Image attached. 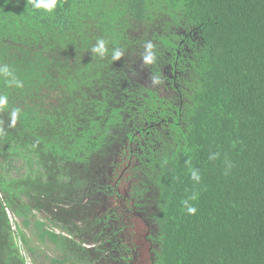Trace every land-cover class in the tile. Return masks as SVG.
<instances>
[{
  "label": "trees",
  "instance_id": "1",
  "mask_svg": "<svg viewBox=\"0 0 264 264\" xmlns=\"http://www.w3.org/2000/svg\"><path fill=\"white\" fill-rule=\"evenodd\" d=\"M3 65L0 264H264V0H0Z\"/></svg>",
  "mask_w": 264,
  "mask_h": 264
},
{
  "label": "clouds",
  "instance_id": "2",
  "mask_svg": "<svg viewBox=\"0 0 264 264\" xmlns=\"http://www.w3.org/2000/svg\"><path fill=\"white\" fill-rule=\"evenodd\" d=\"M30 2L33 4V7L35 9H42L44 12L51 13L54 8L56 7L57 0H30ZM99 47L92 48L93 52H101L103 49V46L105 44L104 40H98ZM149 47L151 45L149 44ZM119 57V53L113 54V59H117ZM146 63H151V57H145ZM0 74L4 75L5 77H11V79L8 81L9 84H15L17 87L21 86L20 81H18L10 71L9 67L7 65L0 66ZM7 105V96H0V108H3ZM18 109H13L11 112V122L12 124L15 123L17 116H18ZM195 176V173H193ZM191 199L195 200L196 196L193 195ZM185 207L187 209L188 214L194 215L196 213V208L193 206L188 205V203L185 201Z\"/></svg>",
  "mask_w": 264,
  "mask_h": 264
},
{
  "label": "built area",
  "instance_id": "3",
  "mask_svg": "<svg viewBox=\"0 0 264 264\" xmlns=\"http://www.w3.org/2000/svg\"><path fill=\"white\" fill-rule=\"evenodd\" d=\"M1 197V195H0ZM6 213L8 215V218L10 219V222H13V218H12V215L10 214V212L6 209Z\"/></svg>",
  "mask_w": 264,
  "mask_h": 264
},
{
  "label": "rangeland",
  "instance_id": "4",
  "mask_svg": "<svg viewBox=\"0 0 264 264\" xmlns=\"http://www.w3.org/2000/svg\"><path fill=\"white\" fill-rule=\"evenodd\" d=\"M41 249L47 253V249L45 247H41ZM141 259L143 260V256L141 255Z\"/></svg>",
  "mask_w": 264,
  "mask_h": 264
},
{
  "label": "flooded vegetation",
  "instance_id": "5",
  "mask_svg": "<svg viewBox=\"0 0 264 264\" xmlns=\"http://www.w3.org/2000/svg\"><path fill=\"white\" fill-rule=\"evenodd\" d=\"M28 257H29V259L31 260V257H32V256H30V255L28 254Z\"/></svg>",
  "mask_w": 264,
  "mask_h": 264
}]
</instances>
